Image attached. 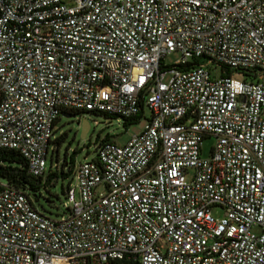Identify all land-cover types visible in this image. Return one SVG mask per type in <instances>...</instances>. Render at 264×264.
Returning <instances> with one entry per match:
<instances>
[{
  "label": "built area",
  "instance_id": "built-area-1",
  "mask_svg": "<svg viewBox=\"0 0 264 264\" xmlns=\"http://www.w3.org/2000/svg\"><path fill=\"white\" fill-rule=\"evenodd\" d=\"M142 103L140 134L76 163L66 217L0 179V264H264V0H0V149L32 175L62 112Z\"/></svg>",
  "mask_w": 264,
  "mask_h": 264
},
{
  "label": "rangeland",
  "instance_id": "rangeland-1",
  "mask_svg": "<svg viewBox=\"0 0 264 264\" xmlns=\"http://www.w3.org/2000/svg\"><path fill=\"white\" fill-rule=\"evenodd\" d=\"M181 59V54L173 53L165 59L167 66H173ZM215 69L211 68V73ZM216 72L222 73L220 68L216 69ZM225 74V72H224ZM231 75L238 79H243V73L238 71L231 72ZM150 111L145 106L144 114L138 123H134L131 126L125 128L124 120L118 119L106 115H94V114H82L78 115L75 119L67 118L65 115H61L56 125V131L53 136V140L66 134V138L59 149V153H53L56 151V146L51 145V149L47 158L48 171L50 169L60 170L62 163L67 156L70 158L74 151L78 153L74 156L76 163H83L85 160H91L96 157L97 141L104 139L106 136H111L112 140L119 145L127 144L130 139L140 134L149 123ZM85 120L90 124V129L86 136L83 137V125ZM214 145L213 138H206L202 142V156L207 158L211 154V148ZM69 180L60 179L54 186L48 189L41 190L39 199H35V206L37 209L48 217L53 219H61L68 215V200L66 194L63 192V188L67 189ZM213 214L215 217H221L223 212L221 209H214Z\"/></svg>",
  "mask_w": 264,
  "mask_h": 264
},
{
  "label": "trees",
  "instance_id": "trees-1",
  "mask_svg": "<svg viewBox=\"0 0 264 264\" xmlns=\"http://www.w3.org/2000/svg\"><path fill=\"white\" fill-rule=\"evenodd\" d=\"M225 74L222 76H231V72L227 69L224 71ZM141 112L134 118L131 119H124V126L125 128L131 126L134 123H138L144 114V105H141ZM82 114H94L100 115L93 112H76L72 110H66L62 112V115H82ZM108 117V115H106ZM60 119V118H59ZM56 122V125L59 121ZM66 138V134H62L55 140L51 142V145L56 146L53 150V153H59V149L62 146L64 140ZM114 142L111 136H106L104 139L97 141V146ZM78 153V151H74L73 155L68 158L65 157L62 167L60 170L50 169L45 177H35L29 171L28 163L24 159V157L17 151L14 150H7V149H0V179L5 180L11 186H14L20 190L28 191L38 200L41 190L48 189L51 186H54L60 179L62 180H69V185L67 189L63 188L64 194H67V191L72 183V177L74 175V169L76 165V161L74 156ZM113 264H141L138 261L133 260H120L115 261Z\"/></svg>",
  "mask_w": 264,
  "mask_h": 264
},
{
  "label": "water",
  "instance_id": "water-1",
  "mask_svg": "<svg viewBox=\"0 0 264 264\" xmlns=\"http://www.w3.org/2000/svg\"><path fill=\"white\" fill-rule=\"evenodd\" d=\"M67 118H72L75 119L77 116L76 115H65ZM90 129V124L87 120H85L84 125H83V137L86 136L87 132Z\"/></svg>",
  "mask_w": 264,
  "mask_h": 264
}]
</instances>
